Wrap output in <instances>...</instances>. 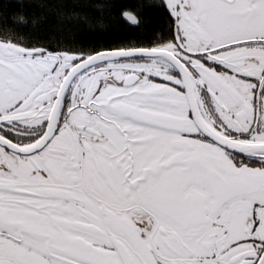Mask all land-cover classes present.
Instances as JSON below:
<instances>
[{
    "label": "snow or ice",
    "instance_id": "obj_1",
    "mask_svg": "<svg viewBox=\"0 0 264 264\" xmlns=\"http://www.w3.org/2000/svg\"><path fill=\"white\" fill-rule=\"evenodd\" d=\"M148 6L52 43L0 0V264H264V0Z\"/></svg>",
    "mask_w": 264,
    "mask_h": 264
},
{
    "label": "trees",
    "instance_id": "obj_2",
    "mask_svg": "<svg viewBox=\"0 0 264 264\" xmlns=\"http://www.w3.org/2000/svg\"><path fill=\"white\" fill-rule=\"evenodd\" d=\"M107 0H11L15 5L14 11L22 14L26 23L18 24L7 18L10 29L31 38H40L55 43L57 40H72L78 44H119L131 40L133 37L145 38L151 34L153 28L160 27V22L154 10L149 7L150 0H120L129 8L135 9L137 4L144 5L143 16L148 23L141 31L128 28L123 22L111 19L110 10L101 8ZM75 11L81 13L72 20L65 17V13ZM103 15V26L85 21V16L95 21ZM5 24L0 17V26Z\"/></svg>",
    "mask_w": 264,
    "mask_h": 264
}]
</instances>
